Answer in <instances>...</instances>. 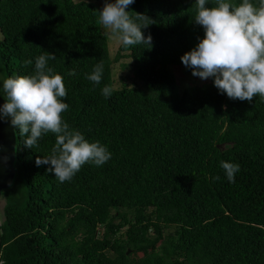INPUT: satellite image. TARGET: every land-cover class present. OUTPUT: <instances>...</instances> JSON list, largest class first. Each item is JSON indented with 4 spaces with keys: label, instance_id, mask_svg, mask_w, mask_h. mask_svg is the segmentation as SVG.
Wrapping results in <instances>:
<instances>
[{
    "label": "trees",
    "instance_id": "obj_1",
    "mask_svg": "<svg viewBox=\"0 0 264 264\" xmlns=\"http://www.w3.org/2000/svg\"><path fill=\"white\" fill-rule=\"evenodd\" d=\"M125 10L152 20L141 29L151 47L119 44L111 57L96 4L0 0V78L32 75L35 58L53 54L69 105L62 119L112 154L60 183L35 165L55 134L31 149L14 127L0 264H264V101L230 99L210 82L179 88L170 68L196 77L180 57L204 35L194 0ZM97 63L100 84L85 76ZM114 63L132 75L116 84ZM222 160L240 165L232 183Z\"/></svg>",
    "mask_w": 264,
    "mask_h": 264
},
{
    "label": "clouds",
    "instance_id": "obj_2",
    "mask_svg": "<svg viewBox=\"0 0 264 264\" xmlns=\"http://www.w3.org/2000/svg\"><path fill=\"white\" fill-rule=\"evenodd\" d=\"M135 0H105L98 12L99 22L122 46L151 47V35L141 31L152 23L142 13L129 14L125 9ZM212 3L215 6L206 7ZM194 20L203 27L204 35L181 63L200 79L212 78L219 93L230 99L252 101L258 96L264 101V0H194ZM55 59L49 52L35 58L34 73L26 76L0 78V120L11 117L10 124L24 137L23 144L33 148L48 132L55 134V144L47 156L35 159L37 167L47 165L60 182L70 181L81 166L90 163L102 166L111 159V152L98 141L89 142L84 135L71 129L61 113L69 105L63 99L67 92L63 77L54 73L48 61ZM68 75L75 76V69ZM86 79L100 84L103 64L97 63ZM114 88L105 85L101 94L112 95ZM228 182L232 183L240 170L238 163L221 161Z\"/></svg>",
    "mask_w": 264,
    "mask_h": 264
},
{
    "label": "water",
    "instance_id": "obj_3",
    "mask_svg": "<svg viewBox=\"0 0 264 264\" xmlns=\"http://www.w3.org/2000/svg\"><path fill=\"white\" fill-rule=\"evenodd\" d=\"M4 99L0 96V104ZM11 117L0 120V225L3 223L4 199L2 193L8 190L16 175L15 169V130L10 124Z\"/></svg>",
    "mask_w": 264,
    "mask_h": 264
},
{
    "label": "rangeland",
    "instance_id": "obj_4",
    "mask_svg": "<svg viewBox=\"0 0 264 264\" xmlns=\"http://www.w3.org/2000/svg\"><path fill=\"white\" fill-rule=\"evenodd\" d=\"M73 1L74 2L84 1V2L94 3L98 6L99 11L103 8L105 3V0H73ZM101 28L107 38L108 52L110 56L113 57L120 43L108 33V31L102 26V24H101ZM126 62L129 63L130 61H126ZM170 69L175 76L179 88H183L184 86L200 85L205 82H210L211 84H213L212 78L200 79L199 77H191L189 75L184 74L179 67H171ZM112 70H113L114 81L116 84L120 82V78L123 77L125 78L128 76L130 77L132 75L131 70H121V64L119 63H114L112 66ZM129 80L133 81L131 79Z\"/></svg>",
    "mask_w": 264,
    "mask_h": 264
}]
</instances>
